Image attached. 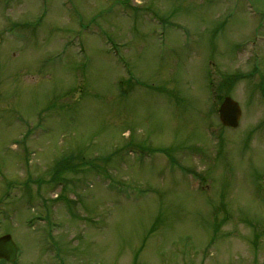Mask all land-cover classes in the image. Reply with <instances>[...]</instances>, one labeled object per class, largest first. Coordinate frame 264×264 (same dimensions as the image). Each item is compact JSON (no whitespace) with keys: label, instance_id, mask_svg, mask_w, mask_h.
<instances>
[{"label":"rangeland","instance_id":"obj_1","mask_svg":"<svg viewBox=\"0 0 264 264\" xmlns=\"http://www.w3.org/2000/svg\"><path fill=\"white\" fill-rule=\"evenodd\" d=\"M4 234L11 264H264V0H0Z\"/></svg>","mask_w":264,"mask_h":264},{"label":"water","instance_id":"obj_2","mask_svg":"<svg viewBox=\"0 0 264 264\" xmlns=\"http://www.w3.org/2000/svg\"><path fill=\"white\" fill-rule=\"evenodd\" d=\"M240 114L238 104L226 97L219 108L221 123L227 127L234 128L238 125ZM16 252L17 248L9 235L0 237V258L12 262L16 258Z\"/></svg>","mask_w":264,"mask_h":264}]
</instances>
